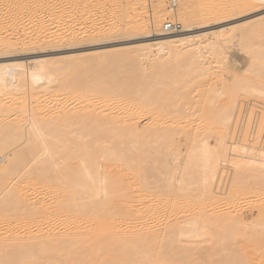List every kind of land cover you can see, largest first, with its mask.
Returning a JSON list of instances; mask_svg holds the SVG:
<instances>
[{"label": "bare ground", "instance_id": "bare-ground-1", "mask_svg": "<svg viewBox=\"0 0 264 264\" xmlns=\"http://www.w3.org/2000/svg\"><path fill=\"white\" fill-rule=\"evenodd\" d=\"M122 1L123 7L121 2L118 6L117 0H0V54L19 48L29 49L42 41L61 43L67 35L76 41L91 37L94 45L99 37L109 35L106 37L109 38L116 29L145 35V30L149 28L156 37L150 42L125 45L121 53L105 54L102 50H94L91 61L68 66V70L52 63L60 57L51 58L43 54L25 62H0V91L29 87L40 98L63 99L58 110L47 107L33 111L35 115H46L44 118H29L16 121L13 125L4 117L1 119L0 264H245L251 261L243 257L246 251L254 249V228L252 231L249 229V234L244 233L236 227L238 214H216L220 211L217 207L214 212L215 205L229 202L227 198H224L225 201L222 198L224 190L218 192L215 199L209 196L213 187L218 186L219 189L224 184V177L216 176L219 150L211 149L207 141L201 139L202 135L198 137L201 140L197 139L194 143L191 136L189 139L187 136L179 137L183 132L177 136L176 132L181 131L180 128L176 131L177 115L185 112V108L182 107L183 110L180 104L177 107L173 103L175 90L167 88L160 95H149L151 98L143 94L151 87L208 86L214 73L211 76L209 71L212 68L209 70V64L201 61L203 55L200 48L213 50L214 44L208 36L210 32L193 31L189 24L178 32L165 31V23H176L174 18L181 16L182 7H172L173 14L160 28V22L165 18L166 0H156L148 17L150 21L141 20L144 11L142 6L138 8L141 4L138 2L142 0ZM170 1L171 6H176L180 0ZM205 1H208L203 15L206 18L214 20L227 14V9L209 4L214 0ZM114 11L124 12L119 24L110 20ZM98 12L103 16L101 21L94 17ZM66 17H69L68 22ZM203 19L204 22L210 20ZM263 19L264 14L250 16L243 20V25ZM223 29L215 30L217 35H221ZM75 55L78 53H70L67 57ZM164 57L177 61H173L172 71L166 65L161 66L166 63L160 61ZM146 62H149V67L145 66ZM185 63L192 65L191 73L180 72V67H188ZM85 71H89L86 76L83 74ZM124 76L129 78L123 79ZM235 77L224 80L223 87L234 88L237 83ZM247 85L249 88L250 85ZM135 92H139L140 96H131ZM228 92L223 91L227 95ZM261 96L258 98L263 102ZM40 98L36 100L37 104L41 103ZM160 98L165 101L163 104L157 102ZM67 100L73 105L70 110L63 104ZM184 101L189 100L182 103H187ZM229 101L220 106L224 120L237 114L234 107L237 104H232L233 99L231 103ZM209 105L212 106L211 103ZM250 111H247L249 117ZM247 114L243 118L244 124L249 121ZM144 115L146 117L141 121ZM167 115L170 120H165ZM182 115L185 118L190 116ZM198 127H202L201 123ZM226 128L217 130L221 134H227L225 131L230 134L231 131ZM242 139L240 142L244 141ZM248 148L243 155L236 152L238 155L233 157L238 156L237 160L229 159L231 166L235 162L242 169H253L255 177L259 176L264 184L263 148L260 146L259 150L258 147V151ZM253 151H257V155ZM256 161L259 163L256 164ZM230 163L227 166L231 167ZM220 168L222 176L225 170L222 172L224 168ZM237 168H233L234 172H238ZM241 189L247 188L244 186ZM232 196L233 201L235 198ZM253 197L255 199L256 196ZM261 211L264 213V209ZM257 212L259 215V210ZM260 215L264 219V215ZM260 219L261 222L256 219L255 222L259 225L263 222L264 225L263 219Z\"/></svg>", "mask_w": 264, "mask_h": 264}, {"label": "rangeland", "instance_id": "rangeland-1", "mask_svg": "<svg viewBox=\"0 0 264 264\" xmlns=\"http://www.w3.org/2000/svg\"><path fill=\"white\" fill-rule=\"evenodd\" d=\"M142 1L138 2V4L141 3L140 5H138L139 6L138 8H140L142 6L143 9H141V8L140 9L142 11H144V12H142L143 15L141 14V20L143 18L144 21H147V20L150 21V18H148V17H150L149 16L150 12H152L153 6L155 5L156 0H142ZM244 1L243 0H214V3H212L213 1L210 2L209 3L210 5L213 4V6H216L217 8L219 7L220 9H224V8L227 9L226 15H223V16L219 17L218 19L213 20V19L206 18L205 16H203L206 13L208 1L206 2L205 0H180V1H178V5L171 6V1L166 0L165 18H163L161 20L160 26H159L160 28L162 27V24L165 23L169 19V17L173 14L172 7H173V9L182 7V9L180 10L181 16L178 17L177 19L174 18V21L179 22L181 24V28L184 27L185 24H189L192 26L193 31L204 30V31L210 32L208 34L209 41L212 44H214V48H213V50H209V51H207L204 48H200V52H202V55H203L201 61L205 64L207 63L206 65L209 64L208 65L209 70L211 68H212L211 69L212 71L214 70L213 72L209 71V74L211 73V76L214 73L213 78H212V80H214V81L211 80L212 82L210 81L208 86L205 85V87H189L190 89H192L193 92L191 90H189L188 87H185V88H188V90L187 89L185 90L184 87H181V88L180 87H165V89L163 87H158V88L157 87H151L150 89L146 90V91H148L147 93L144 91L143 94L148 95L147 97L151 98L149 95L157 94V93H158V95H160L159 93H161L162 90H166L167 88H168L167 90H170V88H172V90H175L173 92H175L176 94L174 93V99H173L174 102H173V100H172V102L175 103V106H177V107L180 104L179 106L181 108L182 107L185 108V112L182 111L183 112L182 113L180 111L182 114H185L186 116L190 114V116H187L186 118L182 114H181L182 116L177 115V118L181 117L180 118L181 120H179V118H178V121L176 123V126L177 125L178 126L177 127L175 126L176 131L178 128H180V130H181V131L178 130V132H176L178 134L177 136L182 135L181 133L183 132V135L179 136V137H184V136L186 137L187 136L189 139L191 136L190 139L194 143V142L198 141L197 139H199L202 135L201 139L206 140L211 149L213 148V149L219 150L218 151V154H219V160L218 161L219 162H217L218 163L217 166H218L219 170L216 171V174H218L216 176H220L221 179H222V177H224L222 179L223 180L222 183H224V184H222V187L221 188L219 187V189H218V186L213 187L211 190V193L213 195L210 193V191L208 192V194L210 193L209 196L211 197V199H215L216 194L218 192L224 190V194L226 195V197H223L225 195L222 194L223 195L222 198L224 201H225L224 198H227L229 200V202L228 203L226 202L228 204V206L226 203H225V205H224V203L223 204L220 203L219 206L215 205L214 206V212H216L219 209L220 211L217 212L216 214H218V213H222V214L231 213L232 214V212H233V214L234 213L238 214L236 216H239L240 219L238 217L239 223H237L236 227L239 230L243 231L244 233L247 232V234H249L250 230L252 228H254V229H252V230H254L252 232V233H254L253 237H255V239H256L254 249L251 252L246 251L245 252L246 255H244L243 258L244 259H246V258L251 259V261H249L245 264H264V234L263 235L261 234L264 230V228H263L264 225H262L263 222L260 225L258 224L259 223L258 221L261 222L260 218L263 219V216L260 217L261 216L260 214L264 215V213H261L262 212L261 210L264 209V205H263L264 204V195H262V194H264L263 193L264 184H262V181H261L259 176H258L259 178L255 177V172L252 171L253 169L250 168L251 171L247 170V169H242V166L235 165V162L233 163L234 165H232V166H231L232 163H230L231 159H233V161H234L238 157V156H236V158L234 159L235 155H238V154L243 155L245 153L244 150L247 149L248 147L249 148L252 147V148H254V150H257L259 147V150H260V146H261V149L263 148L262 150L264 151V143H263L264 142V135H263L264 134V132H263L264 131V111H262V110H264V99H263V102L259 99L261 95H262L261 99L264 98V19L260 22L257 21L258 23L255 21V22H250V23H244V25H243V20L245 18L250 17V16H259V15L264 14V0H244ZM120 2L122 5L123 1L117 0L118 6L120 5ZM122 7H123V5H122ZM209 7H211V6H209ZM144 9H146L147 11ZM228 11L231 13H228ZM94 17H95V19L101 21L103 16L101 13L98 12L95 14ZM100 17H101V19H100ZM123 17H124V12L114 11V14L111 15L110 20L119 24L120 21L123 19ZM68 18L69 17L65 18L66 22H68V20H69ZM145 18H147V19H145ZM203 18L210 19V20H207V21L205 20L206 22H204ZM201 19L203 22L201 21ZM83 20L87 22L86 19H83ZM79 21H81V20H79ZM220 28H224V29L221 31V35H217L218 32L215 30H218ZM259 29H261V30H259ZM214 31H215V33H214ZM145 32H146L145 35H142V34L137 35V34L125 33V32H122V31H119L118 29H116L115 32L112 33L109 38H106L109 35L103 36L104 38L99 37L95 41L96 43H94V45H93L94 41H91L92 40L91 37H89V38L84 37V38L78 39L76 41L75 39H73V38L71 39L70 36L67 35L66 37H64V39L61 43H56V42H51V41L50 42H43L42 41L38 45L31 46L32 48H30V47H29V49L26 48L28 50H26L24 48L23 49L19 48V49H16L14 51L12 50V51L0 54V62L10 61V60L25 62V61L29 60L30 58H32L38 54H43V55L51 57V58L55 57V56L60 57L58 59H54L52 61V63L53 64H55V63L60 64V65L64 66L65 69L68 70V66L71 67L74 64L87 63L88 61H91L92 60L91 52L94 50H102L103 53H105V54H107V52H109L111 54H112V52L121 53V52H123V50H124L123 46H125V45H132V44H136V43L140 44V43H144L147 41L150 42L156 38L155 35H153L150 32L149 28H147L145 30ZM143 36H145V37H143ZM135 40H139V41L134 42ZM110 50H112V51H110ZM70 53H78V55H75L74 57L73 56L67 57V55H69ZM76 56H78V57H76ZM160 61H161V63L166 62L161 66L166 65L167 67H169L171 69L170 71H172V69H173V64H175L177 62L174 59H172L171 57H164ZM173 61H175V63ZM157 64H160V63H157ZM186 64L187 63H185V65ZM145 66L149 67V62H146ZM166 66H164V67H166ZM186 66H188V67H186ZM186 66H185L186 68L180 67L179 68L180 72H181V70H184V71H182V73H184V72L191 73V71L193 70L192 65L187 64ZM67 73H68V71H67ZM84 73H85L84 76H86L87 74H89V71L88 72L85 71V72H83V74ZM234 75L236 76L235 82H237L234 84L235 85L234 88H233V86L229 87V88L223 87L224 86L223 81L227 80V79L230 80L231 78L234 77ZM215 77H217V78H215ZM219 77H220V79H218ZM127 78H129V77L128 76L123 77V79H127ZM259 80H261L263 82H260ZM251 81H252V83H251ZM213 82H215V83L213 84ZM220 82H221V84H219ZM238 83H240L239 86H238ZM247 84L250 85L249 88H248ZM261 84H263L262 85L263 87L260 86ZM209 85L212 87H209ZM221 85H222V87H221ZM236 85H237V87H236ZM204 88H206V89H204ZM240 88H241V90H240ZM155 90H156V92H155ZM234 90L236 91V93ZM244 90H245V93H244ZM259 90L262 91L261 94H260ZM206 91H207V93H206ZM223 91H226V92L233 91V92H228L229 94L227 95V93L225 94V93H223ZM241 91H242V93H241ZM246 91H248V92H246ZM255 91H257V92H255ZM232 93L234 94L233 96H232ZM250 93H251V95L253 94L255 96H251ZM135 94H138V95H135ZM135 94H132L131 96H133V95L135 97L140 96L139 92H135ZM257 94H259V95H257ZM214 95L217 96V98L215 97V99H214ZM223 95H225V96H223ZM37 96H38L37 93L35 91L31 90L29 87H17L13 91H6V90L0 91V122H1V119L3 117L6 118V121H8L10 125H13L16 121L27 120L29 118H35V117L44 118V117H46V115H44V114L35 115V113L33 111H35L37 108L38 109L43 108V110H44L47 107H49L50 110L51 109L58 110L62 106L61 105L62 104L61 101H63L62 98L59 100L57 99L55 101L54 99H51L48 96H46V97L42 96L41 98L39 96L38 97ZM175 96H177V97H175ZM212 96H213V100L211 99ZM231 97H234L236 100H234V98H231ZM253 97H256V98L259 97V98L256 99ZM39 98H40L41 103L37 104L36 100ZM157 98H159V97H157ZM175 98H176V100H175ZM218 98H221V99L219 100ZM230 98H231V100H230ZM192 99H193V101H192ZM200 99H201V101H200ZM223 99H224V101H223ZM232 99H233L232 104L233 105L235 103L237 104V105H234V107L237 110V114L230 119L224 120V119H222V113H221L222 110H221L220 106L222 104H224L225 101L230 100L229 102L231 103ZM181 100L182 101L183 100H189V101H184L187 103H182ZM203 100H205V101L203 102ZM216 100H218V101H216ZM179 101H181V102H179ZM191 101H192V103H191ZM250 101L255 102V103H251ZM157 102H159V103L161 102L163 104L165 101L162 98H160V100H157ZM217 102H219V103L217 104ZM200 103L201 104L204 103V104L201 105ZM210 103L212 104V106L209 105ZM63 104L66 105L64 107L68 110L73 108V105H71L68 100L65 101V103H63ZM130 104H131V102H130ZM245 104H247V105L245 106ZM260 104H261V106H260ZM184 105H186V106H184ZM215 105L217 107H219L220 109L217 108ZM242 105H244V106H242ZM237 106H238V108H237ZM259 106H260V108H259ZM186 107H189V108L186 109ZM196 107H197V109H196ZM211 107H213V108H211ZM244 107H246V109ZM253 108H255V109H253ZM214 109H216V110H214ZM238 109H240V110H238ZM249 109H251V111H250L251 116L250 117H249V113L247 112V111H249ZM195 110H196V112H195ZM211 110H212V112L214 111L216 114L214 112L212 114ZM187 111H188V114H187ZM241 111H244V112L241 113ZM193 112H194V114H193ZM245 112L248 113V114L246 113L247 116L249 117L248 124H247V122H245V124H244L245 120L243 121V118L245 119V117H246ZM220 113H221V115H219ZM260 114H262V115L260 116ZM194 115H195V119L193 120L192 117H194ZM244 115H245V117H244ZM241 116H242V119H241L242 122L240 120ZM145 117H146L145 115L142 116L141 121H143L145 119ZM167 117H168V115L164 116L165 120L168 119ZM182 117H184V118H182ZM189 117L191 118L193 123H191V120ZM220 118L222 119V121ZM252 118L254 119V121ZM255 118H257V119H255ZM170 119L171 118H169L168 120H170ZM186 120H188L187 123H186ZM238 120H239V122H241V125L238 122ZM183 121H185V122H183ZM195 121H196V123H195ZM250 122H252V124ZM262 122H263V124H262ZM179 123L181 125H182V123H184L185 125L183 124L184 126H181ZM200 123H201L202 127H198V125L200 126ZM210 123H211V125H210ZM232 123H233V125H232ZM191 124L196 125V126L194 127ZM206 124L209 126H207ZM229 125L231 127H233V129H231V127ZM225 126L228 127V128H226V130L231 131L230 134H228V132L225 131L228 135L224 134L223 132L221 134L219 131V130L223 131L222 129L225 130ZM197 127L199 129H197ZM195 128H196V130H195ZM217 129H219V130H217ZM244 129H245V131H244ZM191 130L196 131V132H192ZM201 130H203V131H201ZM235 130L236 131L238 130V131L236 132ZM187 131H189V132H187ZM197 131H198V133H197ZM243 131L245 132L244 133L245 135H243V133H242ZM247 133H248V137H247ZM250 133H251V135H250ZM224 135L226 136V138L224 137ZM229 135H231L232 138H231V136H230V138L229 137L227 138V136H229ZM241 135L243 136V139H242ZM204 136H206V137H204ZM239 136L241 138L238 140ZM192 137H193V139H192ZM203 138H206V139H203ZM224 138H225V140H224ZM254 138H256V139H254ZM201 139H199V140H201ZM221 139H223V140H221ZM241 139L244 141L240 142ZM246 139H248L247 142H246ZM259 139H260V141H259ZM237 140L239 142H237ZM256 140L259 141V143H256L258 145L255 144V142H258ZM261 142H262V144H261ZM241 143H244V144H241ZM226 144L227 145L229 144V146H227ZM217 145H219V146H217ZM223 145H225V146H223ZM244 145L246 148L244 147ZM236 147H238V148H236ZM233 148H234V150H232ZM227 150H228V152L226 155ZM229 150L231 151L230 152L231 154L229 153ZM236 152L238 154H236ZM253 152H255V151H253ZM232 154H234V155H232ZM256 155H257V153H256ZM256 155L254 157H256ZM226 156H227V158L225 159L224 157H226ZM220 158H222V161ZM239 160H240V158H239ZM229 163H230V166L232 168L229 167V165L227 166V164H229ZM257 163H259V161L258 162L256 161V164ZM222 165H224V166H222ZM220 166L222 168H224V169H222V172L225 170V173H221L222 176L220 175V172H221ZM237 167L239 168V170H242V172L241 171L239 172V170H238L239 173L236 171L234 172V169L236 170ZM227 168H228V172L226 171ZM229 169H231V170H229ZM243 170L245 171V173L248 172L244 177L245 179L243 178V175L245 174ZM231 171H233V172H231ZM234 173H237V174H234ZM252 173L254 175H251ZM195 174L196 173L194 172L193 175H195ZM223 174H225L226 176H224ZM233 174H234V176L235 175H237V176L234 177ZM250 176L251 177L253 176V177L248 178L249 180H246V178L250 177ZM236 177H238L239 179ZM233 178H234V181L232 180ZM235 178H236V180H235ZM253 178L255 180L258 179L259 181L258 180L255 181V180H253ZM224 179H227V180H224ZM242 179H243V181H242ZM250 179H252L253 182ZM229 181H230V183H229ZM247 181H248V183H247ZM233 182H235V183H233ZM245 182H246V184H245ZM226 183H228V184H226ZM231 183H233L234 185H231ZM238 183H240V184H238ZM243 185L248 190L251 189L250 192H252L253 194L250 193L249 191H247V189L246 190L241 189V187H244ZM224 186L226 188H224ZM230 186L231 187L235 186V187H233L234 190H232V188ZM228 188H230L229 191H228ZM235 189H239L238 190L239 192ZM240 189L243 191L241 192ZM255 189H257V190H255ZM230 191H231V193H230ZM232 191H234L233 193H235V195L232 194ZM214 193H215V195H214ZM254 195L256 196L255 199L257 201L254 199V197H253ZM231 196L233 198H235V199H233V201H232ZM248 196H249V198H248ZM228 197H230V198H228ZM242 199H243V201H242ZM232 202H233V204H235L234 206H233ZM259 202L260 203L263 202V203L260 204ZM255 203H256V206H255ZM220 205L222 206V208ZM225 207L229 208V209H226ZM239 207H240V209H239ZM192 208H194V207H192ZM230 208L231 209L234 208V209L231 210ZM259 208H261V209H259ZM223 209H224V211H223ZM229 210H231V211H229ZM234 210H236L237 212L239 211V212L237 213ZM258 210L260 213L259 215L257 212ZM224 212H226V213H224ZM255 219L257 220L258 223L255 222L256 221ZM253 221H254V223H253ZM263 221H264V219H263ZM249 224H251V225H249ZM258 226L263 229L262 232H259V233L257 232L258 230L259 231L261 230V228L257 229Z\"/></svg>", "mask_w": 264, "mask_h": 264}, {"label": "built area", "instance_id": "built-area-1", "mask_svg": "<svg viewBox=\"0 0 264 264\" xmlns=\"http://www.w3.org/2000/svg\"><path fill=\"white\" fill-rule=\"evenodd\" d=\"M164 30L168 32H178L181 30V24L179 22L172 23V22H166L164 25Z\"/></svg>", "mask_w": 264, "mask_h": 264}]
</instances>
